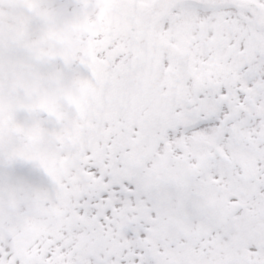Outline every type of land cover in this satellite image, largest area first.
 Masks as SVG:
<instances>
[{"label":"snow or ice","instance_id":"snow-or-ice-1","mask_svg":"<svg viewBox=\"0 0 264 264\" xmlns=\"http://www.w3.org/2000/svg\"><path fill=\"white\" fill-rule=\"evenodd\" d=\"M0 264H264V0H0Z\"/></svg>","mask_w":264,"mask_h":264}]
</instances>
